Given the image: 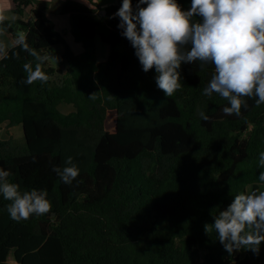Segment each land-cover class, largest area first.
<instances>
[{
	"label": "trees",
	"instance_id": "16d2710c",
	"mask_svg": "<svg viewBox=\"0 0 264 264\" xmlns=\"http://www.w3.org/2000/svg\"><path fill=\"white\" fill-rule=\"evenodd\" d=\"M87 1L58 6L80 52L56 28L48 2L10 0L12 16L0 22L13 42L0 36V128L20 124L24 136V144L0 136V168L20 191L45 190L52 205L16 222L0 195V264H264V242L259 255H229L204 228L235 195L264 190V105L245 97L239 116L225 115L227 100L203 94L214 66L199 61L181 64L182 86L166 97L111 18L122 0ZM177 3L190 9L191 0ZM20 33L48 56L46 83H21L23 65L36 61L15 46ZM97 38L108 44L105 60ZM68 156L80 169L70 185L52 170Z\"/></svg>",
	"mask_w": 264,
	"mask_h": 264
},
{
	"label": "clouds",
	"instance_id": "9594fccd",
	"mask_svg": "<svg viewBox=\"0 0 264 264\" xmlns=\"http://www.w3.org/2000/svg\"><path fill=\"white\" fill-rule=\"evenodd\" d=\"M116 17L117 27L135 50L142 70L155 69L157 87L166 97L182 86L181 64L199 61L214 66L203 94L216 93L227 100L230 106L222 109L225 115L239 116L242 106H248L245 97H257L256 105H264V0H191L189 10H182L177 0H137L135 8L132 0H122L111 18ZM4 19L0 16V22ZM15 46L36 61L35 68L31 63L23 65L26 78L21 83H46L49 77L42 64L48 56L31 48L23 33L18 34ZM5 48L0 41V51ZM200 116L204 121L210 119L203 112ZM65 165L52 170L70 185L80 169L72 156L66 158ZM259 166L264 168V152L259 154ZM11 176L0 168V195L10 202L7 211L12 220L20 222L52 210L45 190L20 191ZM258 180L264 182V171ZM213 219V224L204 226L205 232L214 231L229 255L240 250L259 255L264 242V190L235 195Z\"/></svg>",
	"mask_w": 264,
	"mask_h": 264
},
{
	"label": "rangeland",
	"instance_id": "374dc122",
	"mask_svg": "<svg viewBox=\"0 0 264 264\" xmlns=\"http://www.w3.org/2000/svg\"><path fill=\"white\" fill-rule=\"evenodd\" d=\"M42 1L48 2V5H49L48 15L56 24V28L59 31H61L67 43L70 44L71 48L74 51H77L78 50L77 48H80L79 51H81L82 45L79 42L74 40L73 35L70 31L68 16L64 14H60L58 12V6L60 5L61 2L59 0H42ZM80 1L88 3L87 0H80ZM94 1L95 3H97V5L102 7L103 5L109 4L113 2L114 0H94ZM9 5H10V0H0L1 8H6ZM0 16L2 17L10 16L11 17L12 14H11V11L9 12L8 10H4V11H0ZM96 45H97L98 60H105L109 52L108 44L102 42L99 38H97ZM54 49L58 51L59 54L62 52L61 45L54 46ZM49 64L53 66L60 65L63 68L65 67V62L63 59H60L58 61V59L51 58L49 59ZM0 135L5 138L11 135V137H13V139L16 141L17 144H21V143L24 144L23 130L20 124L14 125V127L10 128L4 123L1 126ZM9 260L13 261L12 253L9 255Z\"/></svg>",
	"mask_w": 264,
	"mask_h": 264
},
{
	"label": "crops",
	"instance_id": "0c3cea01",
	"mask_svg": "<svg viewBox=\"0 0 264 264\" xmlns=\"http://www.w3.org/2000/svg\"><path fill=\"white\" fill-rule=\"evenodd\" d=\"M60 2L62 1V0H59ZM107 5V4H106ZM103 6H105V5H103ZM11 7H12V5H11V3H10V5L8 6V7H6V8H1L0 7V11H4V10H8L9 12L11 11ZM6 17H10V16H6ZM0 36L9 44V45H11V44H13V42L9 39V37H7L6 35H4V34H0ZM70 45V44H69ZM78 50V52H80L79 50H80V48H77ZM81 50H82V48H81ZM77 51H75V52H77ZM12 127H14V126H10V128H12ZM1 129V128H0ZM1 136V135H0ZM2 137V136H1Z\"/></svg>",
	"mask_w": 264,
	"mask_h": 264
}]
</instances>
